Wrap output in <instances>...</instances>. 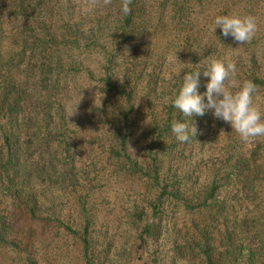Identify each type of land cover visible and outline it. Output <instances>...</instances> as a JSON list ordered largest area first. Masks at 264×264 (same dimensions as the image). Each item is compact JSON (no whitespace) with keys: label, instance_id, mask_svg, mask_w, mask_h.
Returning <instances> with one entry per match:
<instances>
[{"label":"trees","instance_id":"16d2710c","mask_svg":"<svg viewBox=\"0 0 264 264\" xmlns=\"http://www.w3.org/2000/svg\"><path fill=\"white\" fill-rule=\"evenodd\" d=\"M121 2L0 0V264H264V137L211 110L171 131L191 126L183 75L203 94L214 59L264 113V0ZM232 13L256 17L251 43L212 32ZM116 183L139 188L112 220L95 194Z\"/></svg>","mask_w":264,"mask_h":264},{"label":"clouds","instance_id":"9594fccd","mask_svg":"<svg viewBox=\"0 0 264 264\" xmlns=\"http://www.w3.org/2000/svg\"><path fill=\"white\" fill-rule=\"evenodd\" d=\"M111 2L112 0H102L101 4V0H89V6L95 9L107 6ZM132 2L133 0H122L121 2V11L125 17L131 14ZM217 27L220 28L223 36H231L239 44L251 43L258 31L256 17L237 13L215 16L212 32ZM181 70L177 72V75ZM200 74L199 70L186 72L183 75L178 95L172 102L173 107L178 109L183 117L191 120L193 115L203 116L211 110L215 118L230 124L244 143L251 144L258 138L264 137V113L254 103L257 85L250 80L242 83L238 81L234 62L230 60L225 62L220 59L210 62L208 70L203 72L204 76L210 78L203 94L197 92ZM205 97L207 102H205ZM75 110L69 117L74 114ZM171 131L181 143H187L198 135L197 127L192 120L191 126L178 120L173 122Z\"/></svg>","mask_w":264,"mask_h":264},{"label":"rangeland","instance_id":"374dc122","mask_svg":"<svg viewBox=\"0 0 264 264\" xmlns=\"http://www.w3.org/2000/svg\"><path fill=\"white\" fill-rule=\"evenodd\" d=\"M263 18L264 17L262 16V19ZM260 31H261L260 33L261 37H259L256 43L257 45L256 49H260L259 54L261 51L264 52V29ZM119 184L122 183H116L115 185H110L108 189H106L103 192L101 191L102 192L101 194H95V199L105 202L103 204V208L105 209L106 214L111 212L110 216L112 220H117L122 217V214H124L127 204L130 205L131 201L134 200V197H132L130 193L132 192V190H134L133 189L134 187L139 188V185L137 183H132L131 185L127 183V184H123L124 186H121ZM115 230L117 231L116 235L118 236L122 235V228L118 230L117 227H115ZM120 253L122 252L120 251ZM166 262H169V260H167ZM143 263L144 261L134 260L130 264H143ZM43 264H49V263L45 262Z\"/></svg>","mask_w":264,"mask_h":264}]
</instances>
